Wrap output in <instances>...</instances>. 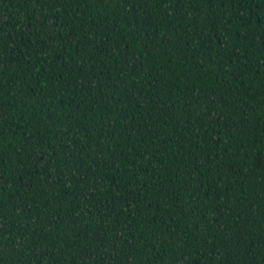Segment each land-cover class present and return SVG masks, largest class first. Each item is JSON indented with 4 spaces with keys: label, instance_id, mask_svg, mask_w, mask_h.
Segmentation results:
<instances>
[{
    "label": "trees",
    "instance_id": "obj_1",
    "mask_svg": "<svg viewBox=\"0 0 264 264\" xmlns=\"http://www.w3.org/2000/svg\"><path fill=\"white\" fill-rule=\"evenodd\" d=\"M0 264H264V0H0Z\"/></svg>",
    "mask_w": 264,
    "mask_h": 264
}]
</instances>
